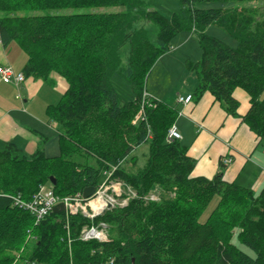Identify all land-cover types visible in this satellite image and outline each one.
<instances>
[{
    "label": "trees",
    "instance_id": "16d2710c",
    "mask_svg": "<svg viewBox=\"0 0 264 264\" xmlns=\"http://www.w3.org/2000/svg\"><path fill=\"white\" fill-rule=\"evenodd\" d=\"M149 1L0 0V38L4 45L14 41L27 55L23 73L51 84L56 74L66 83L58 102L46 108L58 132L59 154L47 157L37 149L25 156L12 142L0 150V264H13L11 251L23 245L27 229L40 241L17 264H192L203 255L207 264H264V188L255 194L224 180L221 171L212 178L193 176L195 162L187 147L166 140L176 108L148 94L143 98L152 66L172 49L178 33H191L201 50L197 61L185 62L197 75L195 93L210 91L235 114L233 90H244L250 106L243 121L264 143V8L245 5L262 0H179V10L169 17L148 9ZM213 1L233 5L197 7ZM65 7L98 11L13 15ZM138 20L145 25L135 27ZM210 25L222 29L236 47L206 34ZM114 75L127 82L132 99L123 100ZM145 144L147 158L141 163L137 149ZM130 160L142 166L129 171ZM113 167L111 178L123 180L137 196L96 217L95 227L106 226L105 241L82 240L81 228L90 223L82 214L71 215L66 227L63 203L38 223L14 203L17 196L29 201L42 185L60 198L82 196ZM152 191L159 200L143 199ZM214 198L216 204L201 221ZM236 229L254 257L231 242Z\"/></svg>",
    "mask_w": 264,
    "mask_h": 264
},
{
    "label": "crops",
    "instance_id": "0c3cea01",
    "mask_svg": "<svg viewBox=\"0 0 264 264\" xmlns=\"http://www.w3.org/2000/svg\"><path fill=\"white\" fill-rule=\"evenodd\" d=\"M184 41V38L178 40L177 47ZM197 52L196 61L200 48ZM26 61L27 55L14 41L4 45L0 38V66L10 65L15 73H23ZM23 76L17 84L0 79V150L12 142L25 156H31L37 149L47 157L56 156L58 132L48 121L46 108L58 102L66 83L54 75L52 84ZM196 82L197 79L192 88H185L184 95L192 94V101L187 104L177 105V97L169 98L153 86L145 91L149 97L176 108L174 125L181 134L180 141L187 147V154L194 159L193 176L212 178L221 171L224 180L249 188L255 194L260 192L264 188V149L258 136L243 121L250 106L249 96L241 88L234 89L232 96L239 105L236 113L230 114L211 92L197 95ZM226 156L232 161L221 167L220 161Z\"/></svg>",
    "mask_w": 264,
    "mask_h": 264
},
{
    "label": "rangeland",
    "instance_id": "374dc122",
    "mask_svg": "<svg viewBox=\"0 0 264 264\" xmlns=\"http://www.w3.org/2000/svg\"><path fill=\"white\" fill-rule=\"evenodd\" d=\"M149 6L148 9H155L159 11L161 14H163L166 17H169L172 13L176 12L180 8L179 0H150L149 1ZM232 2H203L199 3L197 7L199 8H218V7H230L232 6ZM245 5L252 6V7H263L264 8V0L262 1H250L249 3H246ZM102 10L104 11H115V10H125V7L119 8V7H105ZM98 10L95 8H90V7H79V8H72V7H65V8H58V9H39L35 11H27V10H19L13 15L16 16H22L28 13L31 14H36V15H42L45 13H48L49 15H71V14H76V13H91V12H97ZM135 13V12H134ZM145 25L143 20H138L135 24V27L143 26ZM205 33L211 36H214L223 42H225L227 45L230 47H236L235 41L228 36L222 29L218 28L217 26L210 25L206 28ZM181 38H184L185 41L177 47V41L180 40ZM174 47L173 50L163 54L152 66L150 72L148 73L146 80H145V88H151L153 86L154 88H158L162 91L163 94L166 96H169V98H172L173 95L174 97H178L177 93L184 95L185 88H192V83L196 81L197 75L195 72L190 70L189 68L186 67L185 62L187 60L191 61H196L197 54H198V42L196 39V36L194 35H188L187 33H178L174 39L172 40V48ZM122 54H123V62L126 61V54L128 52V46L125 45L122 49ZM54 76H59L56 74H53ZM113 83L115 84L118 92L120 93L121 97L123 100H130L133 97V94L130 90L129 85L127 82L119 75H114L113 78ZM198 83V80L197 82ZM208 91V90H206ZM210 92V91H209ZM60 99V98H58ZM57 99V100H58ZM56 102V101H55ZM180 104L177 102V105ZM237 105L239 103L237 102ZM59 145V144H58ZM261 147L264 149V143L261 144ZM259 147V149H261ZM138 150V155L140 157V162L144 163L146 160V155L144 156L143 153L147 151V145H143ZM139 164V163H138ZM137 165V164H136ZM135 164L132 163V161H128L126 167H128V170L130 169L136 171L137 167H141L142 164H139L136 166ZM111 182L113 184H118L119 183H124L123 180L120 178H114L113 181H108V184L110 185ZM259 193V192H258ZM256 193V194H258ZM107 194L114 197V202H115V207H123L126 206L127 203L137 196L136 192L129 187L128 185H121V187L116 188L113 186H109L107 189ZM174 193H171V196H173ZM72 196V195H69ZM146 201L147 200H153L157 201L159 200V194L152 191V193L147 194L144 196ZM216 198H214L209 205L207 206L206 210L203 212L201 215V221H204L214 205L216 204ZM69 206L68 208L71 209ZM87 212V217L89 224L83 225L80 231V236L82 235V231L85 229H89L91 227H95L97 225L93 224L94 220L96 217H91L92 216V208L89 206L85 209ZM66 212V211H65ZM75 214H82L81 212L77 213H71L69 210L65 213V220H66V227L68 223V218L71 217V215ZM83 215V214H82ZM85 217V216H84ZM238 229L234 230V233L232 235L231 242L235 244L238 248H240L242 251L247 253L248 255L254 257L255 253L248 248L247 246L243 245L236 236ZM106 233V232H105ZM106 238H107V233H106ZM98 238L92 237L88 238L87 240L83 241H89V240H97ZM40 239L39 236H37V233L34 231L31 232L30 230H26L25 232V238L23 240V245L16 251L13 250L11 251V254L13 255V264H17L20 261V255H24V259L27 254L35 252L36 246L38 245ZM99 241V240H98ZM192 264H207V257L203 255L202 258L198 259L196 262H193Z\"/></svg>",
    "mask_w": 264,
    "mask_h": 264
},
{
    "label": "built area",
    "instance_id": "2783aa9c",
    "mask_svg": "<svg viewBox=\"0 0 264 264\" xmlns=\"http://www.w3.org/2000/svg\"><path fill=\"white\" fill-rule=\"evenodd\" d=\"M24 78L23 73H15L13 68L10 65H1L0 66V79L5 82H13L15 84L22 81ZM145 96V94H144ZM143 96V98H144ZM192 101V94L178 95L177 102L187 104ZM141 115V114H140ZM181 134L173 124L167 131L166 140H180ZM232 158L230 156L223 157L221 162L223 164L230 163ZM113 168L112 170H114ZM112 171H109L104 176L103 180L98 184V187L94 195L89 199H83L81 193H76L72 196L58 197L54 194L53 190L49 186L42 185L38 191L32 196L29 201H24L20 197L14 198L15 205L28 210L33 214L35 218V223H38L45 215H47L54 205L57 203H63L65 211L68 210L71 213L81 212L83 215H87L85 209L91 207L93 212L92 215L96 216L101 213L103 210L110 209L115 206L114 197L107 194V189L111 185L113 187L119 188L121 185L124 186V183L118 184H108ZM71 209H69L68 207ZM97 234V235H96ZM96 237L98 240H105V234L102 229L97 227H91L82 231L81 238L87 240L88 238Z\"/></svg>",
    "mask_w": 264,
    "mask_h": 264
},
{
    "label": "bare ground",
    "instance_id": "6f19581e",
    "mask_svg": "<svg viewBox=\"0 0 264 264\" xmlns=\"http://www.w3.org/2000/svg\"><path fill=\"white\" fill-rule=\"evenodd\" d=\"M144 94H145V96H144ZM144 94H143V96L146 97V96H147V93L144 92ZM113 168H114V167H113ZM110 171H112V173H113L114 170H110ZM107 172H109V171H106V172L104 173V175H106ZM111 177H112V174H111V176H110V180L113 181L114 179H112ZM97 187H98V186H97ZM97 187L94 188V192H93V194H92L89 198H91V197L94 195V193H95ZM81 197L83 198V196H81ZM89 198H83V199H89ZM110 209H111V208H110ZM107 210H109V209H107ZM107 210H103L101 213H99V214L96 215V216L102 215V214H103L105 211H107ZM83 216L87 217V215H83ZM96 216L92 215L91 217H96ZM97 228L103 230V232H104V234H105V238H106V233H105V232H106V226H105V224H104V223H100V224H99V227H97ZM96 235H97V234H96ZM97 240H98V239H97ZM105 240H107V238H106ZM105 240H99V241H105Z\"/></svg>",
    "mask_w": 264,
    "mask_h": 264
},
{
    "label": "water",
    "instance_id": "95a60500",
    "mask_svg": "<svg viewBox=\"0 0 264 264\" xmlns=\"http://www.w3.org/2000/svg\"><path fill=\"white\" fill-rule=\"evenodd\" d=\"M49 181H50V183H51L52 185L55 184V179H54L53 177H51V178L49 179ZM93 192H94V187H93V186L85 187V188L83 189L82 196H83V198H89V197L93 194Z\"/></svg>",
    "mask_w": 264,
    "mask_h": 264
}]
</instances>
